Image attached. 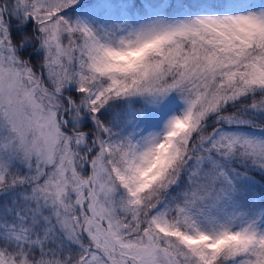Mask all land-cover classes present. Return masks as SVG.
Here are the masks:
<instances>
[{"label": "snow or ice", "instance_id": "6c2138e0", "mask_svg": "<svg viewBox=\"0 0 264 264\" xmlns=\"http://www.w3.org/2000/svg\"><path fill=\"white\" fill-rule=\"evenodd\" d=\"M0 264H264V0H0Z\"/></svg>", "mask_w": 264, "mask_h": 264}]
</instances>
